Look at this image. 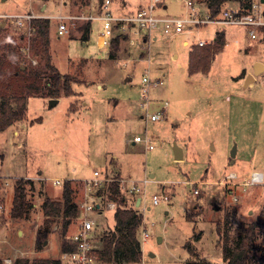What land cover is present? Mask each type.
I'll use <instances>...</instances> for the list:
<instances>
[{
	"label": "rangeland",
	"instance_id": "rangeland-1",
	"mask_svg": "<svg viewBox=\"0 0 264 264\" xmlns=\"http://www.w3.org/2000/svg\"><path fill=\"white\" fill-rule=\"evenodd\" d=\"M85 2L92 3L90 9L83 6ZM151 2L102 0L105 6L100 7L99 0H0V12L122 15ZM43 5L46 13L40 10ZM261 5L264 8V0ZM236 6L230 1L225 7ZM155 8L157 14L167 17H184L187 13L184 0H162L161 7ZM49 19L50 62L73 77L75 92L61 96L51 107L48 98L31 96L19 135L11 130L0 134L4 154L0 161L3 263L11 264L20 257L59 258L61 219L52 224L39 248L35 243L36 231L43 222L41 201L45 195L57 198L61 193L62 184H54L55 180L89 179L98 169L105 183L119 176L127 186L130 180H136L140 188L136 194L141 204L134 208L141 215L137 238L142 258L126 264H184L190 258V244L201 258L227 264L222 257L224 242L228 249L235 246L237 231L256 222L264 210V181L249 183L251 171L264 173V68L255 72L256 81L242 85L244 77L253 73L255 58L264 65V43L249 39L240 25L208 24L179 34L154 32L155 39L143 30L115 28L112 38L119 40L118 49L110 57L112 42L99 45V18L91 19L85 44L78 32L85 19H63L68 31L62 35L57 33L60 21ZM6 25L2 40L6 36L16 39L19 35L15 28ZM217 28L224 30L225 44L214 56L209 71L189 74L185 52L198 39L210 41ZM183 39L188 46L182 44ZM17 42L25 51L24 64L44 65L46 59L32 55L25 37ZM174 54L178 57L173 58ZM147 71L152 80L162 79L163 84L149 88L145 111L140 105V88ZM162 107L164 117L150 120V114ZM135 135L147 137L152 148L146 149L144 142H133ZM174 143L183 147L182 159H173ZM115 160L121 164L123 175ZM39 171L43 180H34L32 187L26 185L27 198L34 204L29 217L11 219L15 181L25 175L36 176ZM229 173L237 178L228 179ZM145 178L149 181L144 184L141 180ZM75 184L77 196L82 182ZM162 192L170 195L169 202L153 204L152 196ZM121 195L124 205L133 207V196L127 190H121ZM113 213L103 208L101 213L92 214L97 223V246L100 236L114 228ZM81 217L79 214L72 220L65 238L75 231ZM144 229L147 238H143ZM262 242L264 212L255 228V245Z\"/></svg>",
	"mask_w": 264,
	"mask_h": 264
},
{
	"label": "trees",
	"instance_id": "trees-1",
	"mask_svg": "<svg viewBox=\"0 0 264 264\" xmlns=\"http://www.w3.org/2000/svg\"><path fill=\"white\" fill-rule=\"evenodd\" d=\"M235 2L239 8L247 7L252 0H199L207 8L211 15H216L227 2ZM84 4V3H83ZM90 20H86L78 27L80 38L86 40ZM50 19L36 17L31 20L32 35L27 39V47L34 56L46 59L43 66H28L22 62L25 53L17 41L24 38L5 37L2 40L0 27V131L6 129L12 123L22 120L26 113V101L30 96L42 98H57L60 96L74 95L72 88L73 77L67 73H61L50 62L48 55ZM112 50L109 56L113 57L118 49L117 38H112ZM110 42V44H111ZM225 44L223 31L217 32L214 40L203 46L193 45L188 54L187 71L189 74L208 72L211 59ZM23 66V68H21ZM3 157L0 152V159ZM73 180L65 179L62 184L59 198H51L45 195L40 204L43 214V222L36 231L35 243L39 248L41 241L51 232L53 223L61 219L62 241L61 252L71 250L74 245L69 242L65 233L74 218L78 216L75 204V190ZM26 185L32 187L33 180L19 178L13 187V198L10 207V217L14 220L27 219L33 209V202L27 198ZM102 199L116 201L114 210V228L100 236L99 245L96 248L100 262H114L115 264L138 263L142 258L140 241L137 238V229L141 224V215L133 207H126L121 195L120 178L105 183L95 192ZM264 210H262V213ZM262 213L256 222H251L246 227L237 231L236 245L228 249L224 242L222 257L227 264H263L264 242L255 245V228L260 221ZM190 258L184 264H213L206 258L195 254L193 245L188 247ZM0 264H4L0 258ZM11 264H61L59 258H16Z\"/></svg>",
	"mask_w": 264,
	"mask_h": 264
},
{
	"label": "built area",
	"instance_id": "built-area-1",
	"mask_svg": "<svg viewBox=\"0 0 264 264\" xmlns=\"http://www.w3.org/2000/svg\"><path fill=\"white\" fill-rule=\"evenodd\" d=\"M187 8V13L184 17H167L159 15L155 12V7H161L162 0H152V2L146 6H138L135 11H131L122 15H112L109 12H105L102 15L94 16L91 13L79 14V15H37L32 12L22 13H5L0 12V27L1 22L11 24L17 34L22 38L28 39L33 29L31 26V20L36 17H55L60 22L57 25V33L62 35L67 33L68 27L63 22V19H85L91 20L93 18H99L102 21V30L99 33V45H110L111 38L113 37V31L115 28L120 30L125 28H132L136 31L143 30L146 34L152 35L154 32H161L163 34H179L186 29L191 31L192 29H198L208 24H221V25H240L244 28L246 35L251 40L264 43V8L261 5V0H252V2L245 8L236 7H224L216 15H211L203 3L194 0H184ZM105 6V3H101L100 7ZM208 43L206 39H198L194 44L203 46ZM34 62V59H32ZM141 108L145 111L148 108V90L151 86H159L163 84L162 79L152 80L147 71L141 79ZM165 111L162 107L160 110L150 114V120H157L164 117ZM133 142H144L146 149H151L152 144L147 137H141L139 135L133 136ZM101 172L98 169L92 171V177L89 179H81L82 188L81 192L75 196V204L78 209V216L81 214V218L75 228V231L68 237L70 243L74 245V248L67 251H62L59 257L61 264H100L97 257L95 244L96 239V220L92 216L93 213L99 214L103 208L115 210L117 207L116 201L109 199H102L95 194L96 190L102 187L106 180L100 178ZM228 179L237 178L235 173H229L226 176ZM64 181V180H63ZM63 181L55 180L54 184H63ZM149 180L147 178L141 180L142 183H146ZM264 181V173L261 171H251L249 174V183H261ZM136 180H130V185H125L124 180H120L121 190H127L130 195L133 196L132 206L138 207L141 204V197L136 194L140 190L136 184ZM139 198V203L136 205V200ZM170 195L162 192L159 195L154 194L152 196L153 204L160 202H169ZM2 206L0 205V208ZM143 238L148 237L147 231H142ZM10 262L9 259H6Z\"/></svg>",
	"mask_w": 264,
	"mask_h": 264
},
{
	"label": "crops",
	"instance_id": "crops-1",
	"mask_svg": "<svg viewBox=\"0 0 264 264\" xmlns=\"http://www.w3.org/2000/svg\"><path fill=\"white\" fill-rule=\"evenodd\" d=\"M261 1H263V0H261ZM92 3L90 2V4H89V2H85L84 4H83V6H90ZM101 5V3L99 2V6ZM88 6V8L90 9V7ZM140 6V5H139ZM40 10H41V12L42 13H46V10H47V7H46V5H43V6H41V8H40ZM91 21V20H90ZM209 25H218V24H209ZM5 26H7L6 25V23H4V22H1V27H5ZM90 29H91V23H90ZM90 29H89V33H88V36H87V39L86 40H82L83 41V44H85V42L88 40V38H89V34H90ZM220 31H224L223 29H219V28H217V29H215L212 33H213V35H212V37H211V40L210 41H208V43L210 42H212L213 40H214V38H215V35H216V33L217 32H220ZM78 32H79V37H80V31L78 30ZM224 37H225V33H224ZM156 37H155V35L153 34L152 35V39H155ZM253 41H255V40H253ZM258 43H261V42H258ZM182 44L184 45V46H188V41L186 40V39H183L182 40ZM191 45H194V44H191ZM190 49H191V47L189 46V48L187 49V51L185 52V57H186V61L188 62V54H189V51H190ZM220 51V50H219ZM218 51V52H219ZM217 52V53H218ZM217 53H215L214 54V56L217 54ZM214 56H213V58L211 59V62H212V60L214 59ZM178 57V54H174L173 55V58H177ZM257 59H260V58H255L254 60H253V71H254V64H255V62H256V60ZM186 62V63H187ZM180 65V64H179ZM21 68H23V66H21ZM249 74V73H248ZM250 74H252L253 75V81H256V76L254 75V72L253 73H250ZM247 76V75H246ZM246 76L244 77V79L242 80V85H245L246 83H245V78H246ZM75 92V91H74ZM61 97V96H60ZM60 97H57V99L59 100L60 99ZM29 98H31V96L30 97H28L27 98V101H26V111H27V103H28V100H29ZM58 102V101H57ZM87 113H89L90 112V110L88 109L87 111H86ZM25 116H26V113H25ZM24 119H25V117L22 119V120H19V121H16V122H14V123H12L11 125H9L6 129H4V130H2V131H0V134L1 133H5L6 131H8V130H11L12 131V134L13 135H19V133H20V129L22 128V123H23V121H24ZM18 144H19V142H18ZM178 145V144H177ZM180 146V145H179ZM181 147V146H180ZM182 148V154H183V156H184V150H183V147H181ZM0 152H1V148H0ZM2 153V152H1ZM2 155H3V157L0 159V161H1V163H2V160H3V158H4V154L2 153ZM113 158H115L116 159V156H113ZM174 159V158H173ZM175 160V159H174ZM117 163H118V165H120V170H121V173H122V168H121V164L117 161V160H115ZM256 169H257V167H255ZM1 169V168H0ZM260 169V168H259ZM41 174H42V171H39L38 173H37V175L36 176H28V175H25L24 176V178H29V179H31V180H43L42 179V177H41ZM122 175H123V173H122ZM1 176V175H0ZM68 179H71V180H73V182H72V185H73V187H74V189H76V184H75V182L76 181H78V180H81V178H77V177H71V178H68ZM65 180V179H64ZM60 195H61V193L59 194V195H56L55 197H60ZM34 205V204H33ZM114 223H115V221H114Z\"/></svg>",
	"mask_w": 264,
	"mask_h": 264
},
{
	"label": "water",
	"instance_id": "water-1",
	"mask_svg": "<svg viewBox=\"0 0 264 264\" xmlns=\"http://www.w3.org/2000/svg\"><path fill=\"white\" fill-rule=\"evenodd\" d=\"M100 3H102V0H99ZM262 68H264V65L261 64L260 62H255L254 64V74L255 72H257L258 70H261ZM250 80H253V75L252 74H247L246 78H245V83L250 81ZM58 101L57 98H50L48 100V104H49V107L53 106L54 104H56ZM173 154H174V159L176 160H179V159H182L183 158V154H182V148L177 145L176 143H174V146H173ZM234 155H235V149L232 150L230 156H231V161H234ZM139 198H137L136 200V205H138L139 203ZM216 208L218 206H215ZM151 256H153L152 253H150Z\"/></svg>",
	"mask_w": 264,
	"mask_h": 264
},
{
	"label": "bare ground",
	"instance_id": "bare-ground-1",
	"mask_svg": "<svg viewBox=\"0 0 264 264\" xmlns=\"http://www.w3.org/2000/svg\"><path fill=\"white\" fill-rule=\"evenodd\" d=\"M259 171V170H258Z\"/></svg>",
	"mask_w": 264,
	"mask_h": 264
}]
</instances>
